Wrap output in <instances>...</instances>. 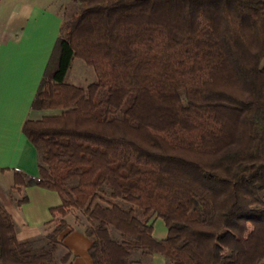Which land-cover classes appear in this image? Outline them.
I'll return each mask as SVG.
<instances>
[{
    "label": "trees",
    "instance_id": "1",
    "mask_svg": "<svg viewBox=\"0 0 264 264\" xmlns=\"http://www.w3.org/2000/svg\"><path fill=\"white\" fill-rule=\"evenodd\" d=\"M70 2L31 103L59 113L24 122L38 175L14 171L56 225L19 240L0 203V264H71L79 215L92 264H264V0Z\"/></svg>",
    "mask_w": 264,
    "mask_h": 264
},
{
    "label": "crops",
    "instance_id": "2",
    "mask_svg": "<svg viewBox=\"0 0 264 264\" xmlns=\"http://www.w3.org/2000/svg\"><path fill=\"white\" fill-rule=\"evenodd\" d=\"M8 17L5 25L8 35L0 38V203L16 224L17 238L25 240L43 232V224L53 220L49 209L61 203L58 193L41 187L16 190L14 171L37 177L38 154L23 134L22 126L26 120H38L59 112L34 110L31 103L58 38L62 19L51 8L25 0L15 5ZM22 197L27 201L17 205ZM67 234L62 238L73 259H77L76 264H92L88 254L89 238L80 231L69 238ZM156 256L160 257L154 255L153 263L159 264L162 257Z\"/></svg>",
    "mask_w": 264,
    "mask_h": 264
},
{
    "label": "rangeland",
    "instance_id": "3",
    "mask_svg": "<svg viewBox=\"0 0 264 264\" xmlns=\"http://www.w3.org/2000/svg\"><path fill=\"white\" fill-rule=\"evenodd\" d=\"M27 2H31L37 5L41 6H47L54 10L55 12L60 14L61 19H66L70 13L74 11V5L70 2V0H25ZM24 0H0V38H3L8 35L7 31L5 30L6 23L8 24V14L10 13L11 9L14 8L15 5H20L23 3ZM8 17V18H7ZM95 79L94 71L91 67L84 64L83 61L80 59L74 58L71 61V65L69 70L67 71V74L65 76V82L72 83L79 86H86L90 82H92ZM56 113V112H54ZM59 112H57L58 114ZM40 211H37V214ZM41 215V214H40ZM80 219H73V217H68V221L70 226H72L73 230L69 231L66 236L71 237L73 233H76V231H80L82 234L84 233V228L86 225V220L83 219L81 215H79ZM38 220H44V219H38ZM57 219H54V222L50 224L49 222H46L43 224L44 231H47L54 227L56 225ZM151 225L153 226V234L155 238H164L166 235V226L164 221L161 218H153L151 221ZM63 235L60 236V240L62 244L65 246V242L63 241L64 238H62ZM73 238H76V236H73ZM78 243L79 239L77 240ZM79 245V244H78ZM81 248V245H79ZM80 251V250H79ZM81 252V251H80ZM81 255V253H79ZM79 255V256H80ZM154 257V256H153ZM153 257L146 258L144 261L149 262L151 264L153 263ZM157 257V256H156ZM162 256H160L158 259H160ZM73 257L71 256L69 263L76 264L77 259L73 261ZM158 264V263H157ZM159 264H166L164 262V259L162 257V262Z\"/></svg>",
    "mask_w": 264,
    "mask_h": 264
}]
</instances>
